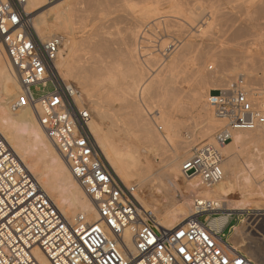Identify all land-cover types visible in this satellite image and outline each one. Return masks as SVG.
<instances>
[{"label":"bare ground","instance_id":"obj_1","mask_svg":"<svg viewBox=\"0 0 264 264\" xmlns=\"http://www.w3.org/2000/svg\"><path fill=\"white\" fill-rule=\"evenodd\" d=\"M72 1L73 0H60L56 3H49L47 0H28L27 12L30 14V23L40 37L44 35L53 36L57 32H64L66 35H64L65 37H69L72 34L73 29L71 28L72 25L70 26L69 22L73 21L72 12H74L76 7ZM126 1L127 0H121L123 4L118 5H123L124 9L127 7L128 11L126 9L125 10L129 13L126 15L131 14V17L140 20L136 21L141 24L137 25V28L134 29L133 36L131 37V41L127 44L125 52L111 50L112 48H110L109 45L111 46L112 43L108 44L110 41L106 42L108 40L105 39L104 36L103 38L105 40L101 41V39H103L101 37V42L99 41L97 44L93 43V45L88 44L89 46L86 45L87 47L83 46V48L81 46L87 44V38L82 39L81 42H77V40L73 38L74 34L70 38L66 39V41L65 38H63L64 48L62 47L61 49L58 63L60 75L66 82L71 83V80H73L76 81V84L78 83L77 85L81 88L80 93L84 92L85 95L89 97L90 103L97 106V109L95 108V112L100 118L105 116V114L102 113L106 110L103 109L104 107L102 108V106L99 107L100 100H97L99 98L96 100L93 99L99 94L101 99L103 93L107 92L109 95V92L111 91V96H104L106 98L108 96L109 99L112 97L113 102L117 98L120 101L121 97L125 98L123 99L125 102H128L132 97H130V95H135L138 99L137 101L140 99L141 103L146 100L145 97L148 96V93L151 91V87L153 86L146 85L147 81H144L143 79L144 74L148 69L153 70L151 69L152 67L150 68V65L152 66V64H150L151 62L155 64V62L158 63L160 61L157 65L158 67L162 62V58L158 60L159 58H155V55L153 58V53L149 52L146 47L145 42L148 38L147 33L150 29L154 28L155 30V27L159 26H166L168 28L172 27V24H174L171 29L177 27L176 34L177 32L179 34H185L187 33V29L185 28H189V34L195 31V36H206V34H209L207 33L208 30L217 28V15L215 16V14L212 13L213 11L209 13V18L204 21V23L200 24V22H203L201 21L203 19H198V17L200 18L201 14L203 16V13L201 12L200 15H198V12H195L194 18V13L190 12L191 10L189 9L187 10L184 7V4L179 3L177 0H166V2L170 4L169 8H164L165 5L161 3V1L164 2L163 0H144L138 5H133L129 3L130 1ZM78 2L81 4V1L78 0L76 3ZM166 2L165 4L167 5ZM118 5L116 4V6ZM115 9H117V7ZM205 11L206 10L203 11L205 13L204 16L207 17L206 15L208 13ZM34 13H37V16L31 17ZM194 22L195 28L193 27ZM104 27L105 26H103V28L101 27L103 30L100 36L104 34H106L105 36H109L106 31L103 32L105 30ZM183 29H185L186 32L183 31ZM174 33L175 32H173V34ZM223 34L222 37L225 35ZM225 36L222 41H220L218 37L216 39L219 46L217 49H221L220 56L217 55V59H215V63H213L217 66L216 68H214L215 66L211 68L210 64L206 65L207 61L201 54V57H195V61L193 60L192 62L190 60L193 67L195 66V68H193L195 73L191 70L192 74L193 76L194 74L198 75L197 79H200L198 81H201L202 87L198 89V91H194V100L191 101L192 103L194 101L193 104L191 103L194 105V108H192L191 105L189 106L197 112L196 115L202 122V128L199 132L191 134L189 139L182 140L180 136V129L185 124L183 121L185 118L182 121L176 119L175 116L177 114L175 113V115L172 112H168L169 110L167 111L166 109V104L170 101V97H174V99L176 98L175 96H171V94H173L172 92H174L172 86L170 87L172 89L166 87L165 89L164 87L161 88V85H159L161 90L163 89L162 91H164V89L166 91V93H164L166 94V99H164L165 96L160 91L164 96L163 99L168 101L163 104V107L161 104V107H158L156 112H153V109H156V107L151 105L152 108H150V104L146 106L144 104L145 101L142 103V105L144 104L146 106V108L144 106V109L142 105H139L141 103L138 104L137 102V105L134 106L130 103L132 106L129 107L133 108L135 115L132 117V111H129L130 113L126 111L132 118L130 121L131 127L127 128H130V130L133 128L136 130L138 129L137 131L133 130L134 133L128 129H123V135H121L119 130V133L115 134V130L113 132V129H111V132L110 127L106 130L105 127H103L104 122L102 125V123L93 116H91L89 126L97 146L104 154L115 174L125 184L137 185L139 187V191L141 188H144L147 195L142 196L140 192L138 199L144 208L153 212L158 219V222L164 228H174L178 224L188 222L194 217V215L196 217V213H194V201H196L197 198L207 200L213 204L215 209H223L227 212L225 216L211 220V225L216 229L223 228L229 223L231 213L252 212V214H250L252 218L251 226L248 228L245 226H235L233 228L234 233L229 239V242L234 248L243 249V251H245L253 261L264 264V127L258 128L255 131L235 132L233 140L229 144L223 146L222 153L223 156H225V164L223 162L224 176L223 180L219 184L207 187L202 185L198 178L186 180L183 178L181 172V167L184 161L189 157L188 154L193 149L199 147L201 143L211 138L212 135L216 133L215 131L226 122L217 118L211 111L212 109L208 103L209 100L207 99V97H209L208 95H211L212 90L219 89L223 86L226 87L229 85V82L231 83L232 78H229L230 74L228 72L232 69H229L228 63L235 62L237 60L235 59V61L227 62L228 60H226L222 54L227 55L226 53H231L232 49H238L241 44L238 46L237 42L233 41L239 36H231V39L225 38ZM243 37L244 36H242V38ZM232 41L235 42V44L232 43ZM87 42L89 43V41ZM162 44L160 45L161 47L167 43H164V45ZM93 46L95 47V50L97 49V52H95L97 56L95 53H92L95 54L93 56L92 54L89 55L90 47ZM197 46L198 45H196V48ZM88 47L89 52L86 50ZM79 48H81V52L85 50L87 52L85 51L86 53L83 52L81 54L79 53ZM227 48L229 49L227 50ZM91 49L94 50V48ZM77 52L79 53L78 57ZM157 52L159 54L161 53L159 51ZM245 52L247 53V51ZM249 52L250 51H248V53ZM84 53L86 54L85 56H89L85 57V61L83 60ZM234 54H236V52ZM81 55L83 57V65H80L81 63L79 64ZM162 55L163 53H161V56ZM177 59L182 62L184 58H180L182 60L179 58ZM177 59L172 58V62H170L171 64L169 66L163 59L165 61L163 62L167 65L165 66V69L163 68V70H166V68L169 67L172 71L171 68L174 67L175 62L178 61ZM7 60L8 59L4 49L0 47V132L8 140L21 160L26 164L31 172H33L42 188L57 203L59 208L66 215L74 217L78 214H83L87 216L90 221H95L97 216L94 205L86 196L78 182L73 178L67 163L62 158L53 143L45 135L34 113L29 108L18 112H13L11 110V103L17 98L20 86L9 61ZM235 64L236 63H234L233 66H235ZM161 66H163V64ZM240 67L243 69L242 65ZM246 68H249V65L248 67L246 66ZM209 69H216V71L214 73H205V71L210 72ZM235 69H237V67ZM178 71L179 70H177V72L175 71L174 74L178 73ZM182 71L184 70L181 69V72ZM254 71L253 73L256 72ZM178 75L180 76L181 74ZM171 77L173 78V76H170V78ZM249 77V71L248 73H245V71L241 73L240 78L243 81V87H241L245 92H247L251 101L256 105L261 106L264 110V88L260 89V87H256L259 89H255L251 87L254 85L250 83L252 81H249ZM158 78H160V76H158ZM154 79L157 85L159 84L158 82L162 80H158L156 76ZM172 80H170V82ZM89 82H91V84ZM161 83L164 82H160V84ZM164 85L166 84L164 83ZM230 87L231 86L229 85V88ZM261 87H263V85ZM112 90H117V92L115 91L116 93L119 91L118 94L120 96H117L116 98L117 94L115 96L114 94L112 95V93H114ZM100 92H102V94ZM80 93L77 94L76 101L79 106H84V98ZM118 99L116 101H118ZM164 100H162V103H164ZM134 101L135 99L133 100V103ZM125 102L123 103L121 101L120 103L125 105ZM127 102L126 104L130 101L128 103ZM174 102L177 104V101L174 100ZM147 103L148 102H146V104ZM178 105H180V103ZM178 105H176L177 111L179 110L178 107H184L182 103L180 106ZM176 106L174 107V112H176ZM187 111L192 110L187 109ZM119 119L121 118L119 117ZM123 119L124 118L121 120ZM126 119V121H129V116L128 118L126 117ZM121 120H119L120 123ZM126 121L124 119L123 122ZM117 122L115 123V126L119 123ZM123 122L122 126H125V123ZM126 123L128 124L126 126H129V123ZM131 123H133L136 128ZM116 128L118 129L119 126ZM245 147H248L247 150H249V148L252 150L247 152L243 150ZM160 170L163 171L157 174L156 172ZM225 182L227 183L226 185H224ZM234 196H238V198L235 199L233 198ZM38 258L42 264H47L42 254H39Z\"/></svg>","mask_w":264,"mask_h":264},{"label":"built area","instance_id":"obj_2","mask_svg":"<svg viewBox=\"0 0 264 264\" xmlns=\"http://www.w3.org/2000/svg\"><path fill=\"white\" fill-rule=\"evenodd\" d=\"M27 3L0 0V47L20 86L11 110L34 113L97 218L66 215L0 132V264H42L39 254L47 264H260L230 244L225 234L229 223L220 229L211 225L219 209L207 200L197 198L196 217L171 229L142 206L139 187L115 174L90 130V111L78 105L77 88L60 75L63 38L40 37ZM242 82L209 97L214 114L226 124L213 142L197 147L184 161L186 180L198 178L207 187L219 184L223 146L235 132L264 127V110L239 86ZM41 86L52 91L41 92Z\"/></svg>","mask_w":264,"mask_h":264},{"label":"rangeland","instance_id":"obj_3","mask_svg":"<svg viewBox=\"0 0 264 264\" xmlns=\"http://www.w3.org/2000/svg\"><path fill=\"white\" fill-rule=\"evenodd\" d=\"M77 1L78 0L72 1V2H74V5H76V7H77L76 8L74 6L75 9L73 8L74 12H72V20L73 21H70L71 23L69 22L70 26L72 25V27H71L73 29L72 34L69 37H65L66 35L64 34V32L63 33L57 32L54 35H59L62 38H65V41H66V39L70 38L73 34H74L73 38L75 40H77V42H79V41L81 42L82 39L87 38V41H89V43L86 41L87 44L82 45L81 46L82 48H83V46H86L88 44L93 45V43L94 44H97V42L99 43L100 38L101 37L103 38V36H104L105 39L108 40L106 42L110 41L108 44L112 43L111 46L109 45V47L112 48L111 50L117 51V52L118 51L125 52L127 44L131 41V37L133 36L134 29L137 28L136 27L137 25L141 24L138 22L140 20L131 17L132 16L131 14L126 15L127 13H129V12H126V10L128 11L127 7L125 8L126 9L125 10L123 5H121V6L118 5V4H123V2H121V0H110V2H109V0H101V1L100 0H79V1H81L80 2L81 4H79V2L76 3ZM96 1H98V2H96ZM107 1H108V4H107ZM113 1H115V2H113ZM127 1L128 2L130 1L129 3H131L133 5H138L139 3H142L144 0H127ZM163 1L164 2L161 1V3L165 5L164 8H169L170 4H168L166 2V0H163ZM177 1L181 4L183 3L184 7L187 10L188 9L191 10L190 12L194 13V18H195V12L196 13L198 12L197 13L198 15H200V13L202 12L203 16H204L205 13L203 11L206 10L208 13V14L206 13L207 17L204 16V18H203L202 14H201L202 17L201 16H200V18L198 17V19H201V18L203 19V20H201L203 22H200V24L204 23V21H206L209 18L208 17V15H210L209 13H211L213 11L212 13H214L215 16L217 15L216 16L217 28L208 30L207 33H209V34H206V36H195V31H193L191 34H189L188 33V31L190 30L189 28H185V29H187V33H185V34H183V33L179 34L178 32L176 34L177 27H175L176 29L175 28L171 29L174 26V24H172V23L171 24L173 26L170 25L172 27H168L169 29L166 26L165 27L159 26L161 29L159 27H155V30H154V28H152L148 31V33H147L148 38L146 40L147 43L145 42L146 47L149 50V52L153 53V58H154V55L156 56L155 58H159L158 60H160V58H162L161 59L162 62L160 64L161 65L163 64V66H161L159 64V67H160V70H159V67L157 65L160 61L158 63L155 62V64L157 63L156 66H155V64H153L151 62L150 64H152V66L150 65V68L152 67L151 69H153V70H149V69L147 70V72L145 73L146 74V80H145V74H144L143 79H144V81H147L146 85H148V86L152 85L153 86V87H151L152 89L150 88L151 91H149L148 96L146 95L147 97H145L146 100H144L145 101L144 104L146 106L150 104L149 105L150 108H152L151 105H153V107H156V109H153V112H156L158 107H161L160 106L161 104L163 107V104L167 103L168 100L167 101L164 100V99H166V96H165L166 94H164V93H166L165 89L170 88L172 86L174 92H172L173 94H171V96H175L176 98L174 99V97L173 98L170 97L173 100L169 99L170 103L168 102L169 104L167 103L166 104L167 108H166V106H165V108L167 109V111L169 110L168 112H172L173 114L176 113L177 114V115L175 114L176 119H179L182 121L185 118L183 121L185 122L186 125L184 124L183 127H181L180 136H181L182 140H187L191 137V134H193L194 132L195 133L199 132V130L202 128V122L198 119V117L196 115L197 112L194 109H192V108H194V105H192L194 103V101H193V103L191 102L192 100H194L193 94L195 95V92L198 91V89H200L202 87V84H201V81L200 82L198 81L200 79H197L198 75L194 74V76H196V77L193 76L192 71H193V73H195L194 69H193V68H195V66L193 67V64L190 62L191 61L193 62V60L195 61V57L198 56V58H199L202 55V57H204L205 60L207 61L206 65L210 64L211 68L213 66H215L213 64V63H215L214 60L217 59V55L220 56V54H221L220 53L221 49L220 50L217 49L219 47L218 43L216 41L217 37L219 38L220 41H222L224 39L225 35H226L225 38H228V39H231V36H239V37L235 38L233 41L237 42L238 46H239V44H241V46H239L238 49H234V50L232 49L231 50V53L236 52V54L233 53L232 55H230L231 54L230 52L226 53L227 55L222 54V56L226 60H228L227 62L235 61V59L237 60L235 62H230L231 64L228 63L229 69H232L231 71L229 70V72H228L230 74L229 78H232L231 83L229 82L228 84L230 86H232V84L242 82V79L240 78L241 73H243V71H245V73H248V71H249V76H250L249 81H252L250 83H252V85H254L251 87H253L255 89H259L256 87H260V89L264 88V39H263L264 38V14H263L264 13V0H177ZM100 2H103V3H100ZM165 2L167 3V5L165 4ZM91 3H93V4H91ZM116 4L118 6H116ZM79 7H81V8H79ZM116 7H117V9H115ZM77 9H78V11H77ZM79 9H81V10H79ZM34 16H37V13H34L31 15V17H34ZM221 16H222V19H221ZM110 19H111V21H110ZM101 20H102V22H101ZM136 20H138V21H136ZM107 23H108V25H107ZM221 23H222V26H221ZM224 23H225V25H224ZM103 26L107 27V28L104 27L105 30L103 32L106 31L107 35H109V36H105L106 34L100 36L102 34V30H103V29H101V27L103 28ZM218 26H219V28H218ZM193 27L195 28V22L193 23ZM185 29H183V31H185ZM173 32H175V33L173 34ZM239 33H240V35H239ZM222 34L224 35L223 37H222ZM47 36L49 37V35H47ZM47 36L44 35L42 37L46 38ZM242 36H244V37L242 38ZM220 37H222V38H220ZM261 37H263V38H261ZM238 38H240V39H238ZM105 39L103 38V39H101V41H103ZM111 39H113V40H111ZM233 41H232V43L235 44V42H233ZM164 43H167V44H165L166 46L164 45ZM161 44L164 45L165 47L164 46L161 47L160 46ZM186 45H187V47H186ZM196 45H198L197 46L198 49L196 48ZM94 46L90 47V50H89V47L86 49L87 51L88 50L90 51L89 55L97 52L96 51L97 49L95 50ZM63 48H64V45H63ZM91 48H94V50ZM162 48H164V49H162ZM228 49L229 48H227V50ZM79 51L78 52L81 54L83 52H85V51L81 52L82 51L81 48H79ZM91 51H93V52H91ZM157 51L163 53V55L161 56V53L159 54ZM245 51H247V53ZM248 51H250L251 53L250 52L248 53ZM78 52H77V57L79 54ZM85 53L83 55L84 58L81 55V59L79 61V64L81 63L80 65H83L82 58H83V60L84 59L86 60L85 57H89V56H85L86 55ZM214 53L215 54L217 53V54L215 55ZM95 54H92V56ZM96 56H97V54H96ZM232 56H234V57H232ZM172 58L173 59L174 58L175 59L184 58V59L182 62H180L178 59L177 60L179 62L178 61L175 62L174 67L175 68L179 67L178 69L177 68L175 69L173 67V68H171L172 69V71H171L169 69V67H167L169 70L167 68H166V70H163V68L165 69V66H167V65L169 66L171 64L170 62H172ZM191 58H194V59H191ZM163 59L166 61L167 65L164 63L165 61ZM180 60H182V59H180ZM243 62H244V64H243ZM234 63H236L235 66H233ZM84 64H85V62H84ZM176 64H177V66H176ZM241 65H242L243 69H241V67H240ZM248 65H249V68L251 70L249 68H246V66L248 67ZM216 67L217 66H215L214 68H216ZM230 67H232V68H230ZM236 67H237V69H235ZM173 69H174V71H173ZM181 69L184 70L185 72L182 71V72H184V73H182ZM177 70H179L178 73L174 74V72L175 71L177 72ZM246 70H247V72H246ZM252 70L253 71L255 70L256 72L254 71L255 73H253ZM209 71L210 72L205 71V73H214L216 71V69H213V70L209 69ZM172 72H173V74H172ZM147 74H148V76H147ZM178 74H181V75L179 76ZM174 75L176 78L174 77ZM155 76L157 77L158 80L162 79V80H160V82H164L166 85H164V83L160 84V82H158L159 84L157 85V83L154 79ZM158 76H160V78H158ZM170 76H173V78H175V79H173L172 77L170 78ZM152 80H153V83H152ZM170 80H172V81L170 82ZM71 81H72L71 83L76 88L78 87L77 91L79 94L81 92L80 91L81 88L79 87V85H77L78 83L76 84V81H73V80H71ZM166 81L168 84L166 83ZM91 82H89V83L91 84ZM198 82L200 83V85ZM262 82H263V84H262ZM159 85H161L160 86L161 88L166 87L164 89L165 92L162 91L163 89L161 90ZM167 85H168V87H167ZM229 85L226 87L223 86L219 89L212 90L211 95H213L217 91L229 89ZM262 85H263V87H261ZM239 86H243V85L240 84ZM39 88H40L41 92H45V93L52 91L51 86L46 88V89L43 88L42 86ZM172 88H170V89H172ZM32 90L35 92V95L38 96L39 93L36 92V87H33ZM108 91H110V90H108ZM115 91L117 92V90H115ZM115 91L112 90V92H114V93H112V95L114 94V96H115L117 94L116 95V98H117V96H120L118 94L119 91H118V93H116ZM158 91H159V93H158ZM160 91L164 94V96H165L164 99H163L164 96ZM102 92H103V90H102ZM102 92H100V93L102 94ZM109 93L111 94V91ZM80 94L84 98L83 105L90 111L91 116H93L95 119L99 120V122H101L102 125L104 122L103 127H105L106 130L109 129V127H110V130L113 129V132L115 130V134L119 133V131H120L121 135H123V133H122L123 129L130 130V128H127V127H131L130 121L132 118L130 116L132 115V117H133L135 115L133 108L132 107L130 108L129 106L137 105V102H138V104L141 103L140 99H139V101H137L138 99H137V97H135V95H130V97L132 96L131 98L128 97V98H130V100H129L130 102L128 101L129 102L128 103L126 101L128 103V104H126V102L123 100L125 98L121 97L120 101L117 98L118 101H116L117 99H115V97L113 96V98L115 99L113 102L112 97H111V99H109L108 96H111V95L110 94L108 95L107 92L103 93V95H102L103 97L101 96V99L99 97L100 94L99 95L97 94L98 96L93 98V99L96 100L97 98H99V99H97L98 101L100 100L99 107L102 106V108L104 107L103 109L106 110L105 111L106 113L102 110L104 112L102 114H105V116L103 115L105 118L104 117L100 118L97 115V113L95 112L97 109V106H94V105H92L93 103H90L89 97L87 95H85L84 92L80 93ZM104 95L105 96L108 95L107 98ZM211 95H208V96L210 97ZM104 97L106 99H109V100H106ZM160 97L162 98V100H164V103H162L163 101L161 100ZM209 97H207L208 100H209ZM93 99H91V100H93ZM134 99H135V101L133 103ZM126 100H128V99H126ZM174 100L177 101V104L174 102ZM106 101H108V102H106ZM121 101L123 103L125 102V105H127V106H125L123 103H122L123 104L122 105L120 103ZM144 101H142V103ZM160 101H161V103H160ZM146 102H148V103L146 104ZM171 102H172L173 106H172ZM130 103H132V105ZM142 103L139 105H142ZM179 103H180V105L182 103L184 107L182 108V106L178 105ZM208 103H209V101H208ZM113 104H115V105H113ZM119 104H121V105H119ZM144 104L142 105L143 109L145 106ZM175 104L180 106V107H178V109H179L178 111H177V106ZM189 105H191L192 108ZM146 106H145V108H146ZM175 106H176V112H174ZM93 109H94V111H93ZM118 109H119V111H118ZM187 109L192 110V111H187ZM126 111L128 113H130L129 111H132L131 115L130 114L128 115V113ZM211 111L214 113L213 109ZM117 112H119V113H117ZM122 112H123V114H122ZM124 112H126V113H124ZM181 113L184 115L186 114L185 117ZM126 114L130 118L129 121H126L127 120L126 117L128 118V116ZM119 117L121 119L124 118L125 121L129 123V126H126L128 124L126 122H123L124 119L123 120L119 119ZM188 117H190V118H188ZM102 118H103V120H102ZM118 119L121 120V123L119 122ZM186 121H188V122H186ZM116 122L118 123L117 126H115ZM122 122L125 123V126H122L123 125ZM131 124L133 125V123H131ZM225 124H226V122L223 123V125L220 126V128H218V130H216L215 132L217 133L219 130H221L225 126ZM118 126H119V128L117 129L116 127H118ZM134 127L136 128V126H134ZM133 130L137 131L138 129L136 130L133 128L130 131H132L134 133ZM111 132H112V130H111ZM216 133H214L211 138H209L208 140L204 141L201 144L212 142ZM201 144L199 146H201ZM247 149H248V147L243 148V150H245L247 152H250L252 150L250 148H249V150H247ZM194 150L195 149H193L188 154L189 157L192 155ZM224 158H225V156H224ZM224 164H225V161H224ZM162 171L163 170H160L156 173L158 174V173H161ZM226 184L227 183L225 182L224 185H226ZM214 189H216V188H214ZM140 192H141L142 196L147 195L144 188L143 189L141 188ZM233 198L237 199L238 196H234ZM215 213L216 214L212 217V219H218V218H221L222 216H225L227 214V212L224 211L223 209L222 210L219 209ZM250 214H252V212L231 213L232 216L230 217L229 228L225 232L228 239H230L232 237V235L234 233L233 228L235 226H245L246 228L251 226L252 218H251ZM205 217H207V216H205Z\"/></svg>","mask_w":264,"mask_h":264}]
</instances>
